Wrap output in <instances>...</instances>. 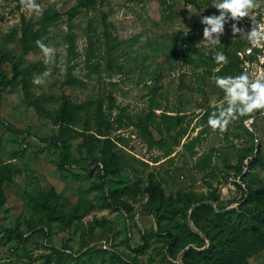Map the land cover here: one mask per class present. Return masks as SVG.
<instances>
[{
    "label": "rangeland",
    "instance_id": "obj_1",
    "mask_svg": "<svg viewBox=\"0 0 264 264\" xmlns=\"http://www.w3.org/2000/svg\"><path fill=\"white\" fill-rule=\"evenodd\" d=\"M36 2L41 14L0 0V115L65 139L73 164L62 168L56 144L0 121V264H102L116 254L122 264L216 262L186 215L206 204L201 222L215 228L220 212L226 228L230 216L264 208V115L254 113L251 130L248 117L224 133L208 126L210 104L226 106L212 78L236 76L233 53L245 36L233 37L230 21L220 45L203 40L201 18L219 15L213 0ZM54 10L58 18L38 39L56 50L46 64L37 44L24 52L23 19L36 30ZM218 51L227 65L213 59ZM46 70L45 82L33 84ZM247 184L254 191L243 195ZM166 206L158 228L155 215ZM248 262L264 264V249Z\"/></svg>",
    "mask_w": 264,
    "mask_h": 264
},
{
    "label": "clouds",
    "instance_id": "obj_2",
    "mask_svg": "<svg viewBox=\"0 0 264 264\" xmlns=\"http://www.w3.org/2000/svg\"><path fill=\"white\" fill-rule=\"evenodd\" d=\"M23 9L37 14L42 13V8L36 0H19ZM264 0H213L212 7L219 15L203 16L201 24L203 28V40L211 45L218 46L221 36L225 33V24L232 21L231 31L233 37L245 36L253 48H264V21L257 20V10L262 8ZM251 22V29L245 31L238 27L243 19ZM37 46L45 57V63H53L55 60V48L45 45L42 41H36ZM251 51V49H249ZM213 59L218 65H227L228 57L223 52H216ZM264 62V61H262ZM50 70H46L41 76L33 79V84L41 85L45 81L43 77H49ZM215 85L224 92L226 106H217L215 102L210 104L215 110L209 115L208 126L213 131L224 133L230 123L248 117L243 122L251 130L254 123L253 115L259 111L264 115V72L252 75L245 70L236 76H214Z\"/></svg>",
    "mask_w": 264,
    "mask_h": 264
},
{
    "label": "trees",
    "instance_id": "obj_3",
    "mask_svg": "<svg viewBox=\"0 0 264 264\" xmlns=\"http://www.w3.org/2000/svg\"><path fill=\"white\" fill-rule=\"evenodd\" d=\"M94 0H81L84 5H90ZM194 2V0H189ZM59 12L57 10L46 13V15L41 20V27L34 30L29 22L23 19V34H22V47L24 52L28 53L32 51L36 45V41L39 37L45 33L48 29V25L50 22L58 18ZM70 47H69V56H68V64L70 68H73L75 65L74 55L76 53V44L75 38L73 35H69ZM243 44V41H240L239 45L236 49ZM236 49L233 53V64L235 67V75H239V64L236 59ZM3 60L0 58V68H2ZM71 78V77H70ZM73 78V76H72ZM75 105L69 100L66 99L64 103L65 110L71 115L76 111ZM0 121L6 124V126L16 132L31 134L34 137H37L39 140L45 143H54L59 147V156H58V165L62 168H66L67 166H72V162L69 160V145L65 139L58 138L55 136H44L40 137L36 134L17 126L13 122L7 120L3 115H0ZM150 138L153 140V136L150 133ZM103 184L105 181L103 180ZM254 189L250 184L246 185V188L243 191V195L251 194ZM216 202H222L219 197H214ZM198 202L202 201V199L198 198ZM206 204L199 203L195 206L192 211L186 215V225L190 230L189 221H193L196 224V227L200 229L202 233L190 231V234L200 237L201 239H207L210 243V247L208 249H203L205 256L215 257L216 262L212 264H249L248 257L256 254L260 250L264 249V208H256L251 211V213H247L244 218L240 217L239 221L237 219L233 220V217H229V221L227 222L228 226L225 228L223 226L224 215L220 212H216V216L213 219L215 228L208 227L206 223H202L200 220V206ZM159 212L156 213L155 221L158 228L161 227V216L167 214V210H170L168 206L159 208ZM229 230L230 234H226L225 232ZM22 239H25V236L22 233H19ZM193 249L191 247L188 250H185L183 253L182 260L184 262H189L190 260L187 258V255L191 254ZM236 259L239 262H236ZM123 258L119 255H113L110 259L105 260L102 264H122ZM96 264V263H94ZM134 264V263H132Z\"/></svg>",
    "mask_w": 264,
    "mask_h": 264
},
{
    "label": "built area",
    "instance_id": "obj_4",
    "mask_svg": "<svg viewBox=\"0 0 264 264\" xmlns=\"http://www.w3.org/2000/svg\"><path fill=\"white\" fill-rule=\"evenodd\" d=\"M256 18L259 21H264V5L257 10ZM235 54L239 64V73L245 70L252 75L264 72V62H262L264 61V48H253L246 37H244L243 44L236 49Z\"/></svg>",
    "mask_w": 264,
    "mask_h": 264
}]
</instances>
